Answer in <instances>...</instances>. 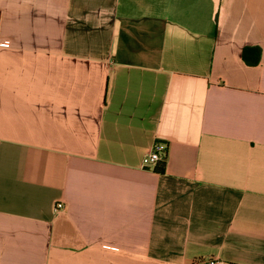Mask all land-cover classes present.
<instances>
[{
	"label": "crops",
	"instance_id": "0c3cea01",
	"mask_svg": "<svg viewBox=\"0 0 264 264\" xmlns=\"http://www.w3.org/2000/svg\"><path fill=\"white\" fill-rule=\"evenodd\" d=\"M0 38V264H264V0H0Z\"/></svg>",
	"mask_w": 264,
	"mask_h": 264
},
{
	"label": "built area",
	"instance_id": "2783aa9c",
	"mask_svg": "<svg viewBox=\"0 0 264 264\" xmlns=\"http://www.w3.org/2000/svg\"><path fill=\"white\" fill-rule=\"evenodd\" d=\"M10 44L9 39L0 38V45L8 46ZM168 154V144L162 141H156L153 149L147 153L143 158V165L151 168L157 166L160 161H166ZM62 207V204L58 205ZM193 264H232L228 261H218L215 259H208L206 261L196 260Z\"/></svg>",
	"mask_w": 264,
	"mask_h": 264
},
{
	"label": "trees",
	"instance_id": "16d2710c",
	"mask_svg": "<svg viewBox=\"0 0 264 264\" xmlns=\"http://www.w3.org/2000/svg\"><path fill=\"white\" fill-rule=\"evenodd\" d=\"M247 51V49H245V52ZM166 169V161H160L157 166H156V170L160 173H164Z\"/></svg>",
	"mask_w": 264,
	"mask_h": 264
}]
</instances>
